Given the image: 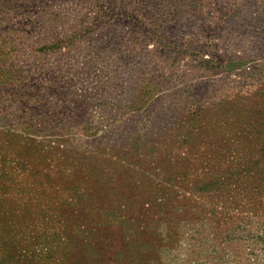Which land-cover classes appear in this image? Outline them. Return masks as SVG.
I'll list each match as a JSON object with an SVG mask.
<instances>
[{
	"label": "rangeland",
	"instance_id": "374dc122",
	"mask_svg": "<svg viewBox=\"0 0 264 264\" xmlns=\"http://www.w3.org/2000/svg\"><path fill=\"white\" fill-rule=\"evenodd\" d=\"M0 264H264V0H0Z\"/></svg>",
	"mask_w": 264,
	"mask_h": 264
}]
</instances>
